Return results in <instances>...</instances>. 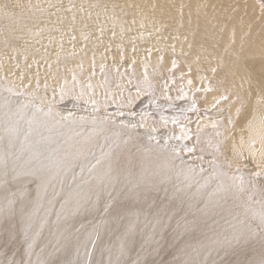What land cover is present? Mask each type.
Segmentation results:
<instances>
[{"label": "bare ground", "instance_id": "6f19581e", "mask_svg": "<svg viewBox=\"0 0 264 264\" xmlns=\"http://www.w3.org/2000/svg\"><path fill=\"white\" fill-rule=\"evenodd\" d=\"M123 1L139 34L166 30L184 44L189 88L167 111L171 127L196 131L159 141L166 147L158 152L153 134L128 126L121 133L104 113L77 116L58 101L0 88V264H264V183L256 190L254 179L259 172L264 182V23L256 3ZM215 66L210 84L202 68ZM214 84L230 90L224 100ZM225 104L223 123L211 125ZM203 141L221 151L220 179L184 152ZM237 166L253 177L243 190Z\"/></svg>", "mask_w": 264, "mask_h": 264}, {"label": "rangeland", "instance_id": "374dc122", "mask_svg": "<svg viewBox=\"0 0 264 264\" xmlns=\"http://www.w3.org/2000/svg\"><path fill=\"white\" fill-rule=\"evenodd\" d=\"M252 1L263 24L264 0ZM123 3V0H0V88L12 96L58 101L61 106L73 109L77 116L85 112L104 113V122L121 133L128 126L153 134L156 149L162 152L160 149L166 145L159 141L167 142L171 136L176 142L184 141L196 131L180 123L171 127L174 122L167 111L168 107H177L185 101L184 94L178 100L175 98L180 88H189L187 72L180 69L182 63H189L188 56L182 51L184 44L166 30L152 29L154 33L139 34L128 19L129 13L122 9ZM233 5L229 14L239 7L237 1ZM168 54L174 58L172 64L166 62ZM202 71L212 84L218 67ZM211 87L224 90L220 101L230 91L222 84ZM85 96L90 98L89 102L83 100ZM194 103L199 104L197 99ZM228 111L225 104L211 125L223 123ZM167 134L170 137L166 138ZM221 134L215 138L222 142ZM196 143L192 144V151L189 148L177 152L192 155L199 165L204 164L203 171H215L220 179L225 169L218 159L221 151L216 154L207 150L205 141L197 143L198 146ZM240 170V166L235 168L248 188L247 179L253 177ZM254 179L255 189H261L264 182L259 181L260 177Z\"/></svg>", "mask_w": 264, "mask_h": 264}, {"label": "snow or ice", "instance_id": "6c2138e0", "mask_svg": "<svg viewBox=\"0 0 264 264\" xmlns=\"http://www.w3.org/2000/svg\"><path fill=\"white\" fill-rule=\"evenodd\" d=\"M173 122L175 123V120ZM192 150H194V149H190V151H192ZM254 175L256 177H259L260 173L256 172ZM239 180H240V183H241V190H243L242 186H243V183H244V178L241 176V177H239ZM260 226H261V231L264 232V213H261V215H260Z\"/></svg>", "mask_w": 264, "mask_h": 264}]
</instances>
